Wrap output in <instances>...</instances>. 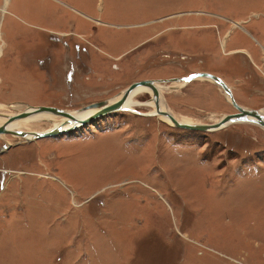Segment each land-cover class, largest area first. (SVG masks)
I'll use <instances>...</instances> for the list:
<instances>
[{"label": "rangeland", "instance_id": "374dc122", "mask_svg": "<svg viewBox=\"0 0 264 264\" xmlns=\"http://www.w3.org/2000/svg\"><path fill=\"white\" fill-rule=\"evenodd\" d=\"M202 72L264 114V0H0L1 117ZM214 83L161 84V101L216 123L237 109ZM152 97L60 135H0V264H264V128L175 127Z\"/></svg>", "mask_w": 264, "mask_h": 264}, {"label": "water", "instance_id": "95a60500", "mask_svg": "<svg viewBox=\"0 0 264 264\" xmlns=\"http://www.w3.org/2000/svg\"><path fill=\"white\" fill-rule=\"evenodd\" d=\"M197 78H208L214 81L216 84H218L220 87H222L227 95H229L231 99V103L233 106L237 109V113L235 114H228L219 119L218 122L212 123V124H189L180 122L179 119H177L170 111L162 110L160 107V98H161V92L157 87V83H168V82H189L193 79ZM145 86L150 88L153 91V97L155 99V104L157 108V115L167 117L170 122L175 126L179 128H185V129H191V130H200V131H216L221 129L227 124L230 123H237V122H249V123H255L257 125H260L264 128V114H262L258 110L254 109H244L241 106H239L233 97V94L231 93V89L227 86L226 82L213 74H210L208 72H202V73H195L190 76H186L183 78H175L170 80H142L132 83L130 86H128L124 91H122L117 97H120V99L113 103L112 105H107L106 100L95 102L92 104H89L85 107H83L80 110H88L91 108H102L99 112H97L95 115H92L88 117L87 119L80 122V125H84L100 116L106 113L114 112V111H120L124 110V104L132 94V92L140 87ZM52 113L59 116H66L69 118H74V115L71 113V111L63 110L61 108H56L53 106H37L33 107L32 110L26 109L25 111H22L18 114H15L13 116H8V122L6 124L12 123L15 120L23 119L28 116H31L32 114L36 113ZM0 126V135L1 134H13L18 137H24L28 138L29 141L37 139V138H43V137H50V136H56L59 134H62L63 131L60 128H54L52 130L46 131V132H25V131H10L7 128V125Z\"/></svg>", "mask_w": 264, "mask_h": 264}, {"label": "bare ground", "instance_id": "6f19581e", "mask_svg": "<svg viewBox=\"0 0 264 264\" xmlns=\"http://www.w3.org/2000/svg\"><path fill=\"white\" fill-rule=\"evenodd\" d=\"M198 80L200 79H206V80H210L212 81L211 79H208V78H197ZM197 79H194V80H197ZM194 80H191V81H194ZM214 83V81H212ZM171 83H177V84H180V86L178 85H175L176 87H182V86H185L188 84V82H171ZM190 83V81H189ZM161 84H168V83H161ZM161 84L160 83H157V87L158 89L160 90V92L164 89L161 87ZM215 84V83H214ZM165 86V85H164ZM228 86V85H227ZM176 87H174L173 89H177ZM229 87V86H228ZM221 88V87H220ZM230 88V87H229ZM222 89V88H221ZM223 90V89H222ZM224 91V90H223ZM143 93H150L153 95V91L148 88V87H145V86H140L138 88H136L132 94L130 95V97L128 98V100L126 101V103L124 104V110H120V111H135L133 110V108L131 107H134V106H137V105H146L145 103H141V102H138L137 100V97L140 95V94H143ZM225 93V92H224ZM231 93L233 94L232 90H231ZM227 99L231 102V99L229 97V95L225 94ZM234 97V95H233ZM235 98V97H234ZM120 99V97H117V99H114V100H111V101H108L107 102V105H112L113 103L117 102L118 100ZM235 100V99H234ZM236 102V100H235ZM237 103V102H236ZM232 104V103H231ZM238 104V103H237ZM233 105V104H232ZM239 105V104H238ZM148 106H152L155 111H153L151 115H157V108H156V104H155V99L153 98V100L149 103ZM240 106V105H239ZM160 107L162 110H166L168 111V109L166 108V106L163 104V102L161 101V98H160ZM243 108V107H242ZM33 108H29V110H32ZM102 108H91V109H88V110H80L77 111V112H71L73 115H74V118H69V117H66V116H59V115H56V114H52V113H46V112H41V113H36V114H32L31 116H28L26 118H23V119H19V120H15L13 121L12 123H9V124H6L8 122V118H4V117H1L0 116V126L2 125H7V128L10 130V131H26V132H46L48 130H52L54 128H60L62 129V131H66L68 129H73V128H76V127H79L80 126V122L87 119L88 117L92 116V115H95L97 112H99ZM245 109V108H244ZM248 110V109H247ZM120 111H114V112H110V113H106V114H103L102 116L100 117H103L105 115H108V114H112V113H116V112H120ZM15 114H18V113H12L11 115H15ZM9 115V114H8ZM160 116V115H158ZM162 119L166 120L167 122H170V120L167 118V117H164V116H160ZM169 120V121H168ZM182 122V121H180ZM184 122V121H183ZM47 123H50L52 127H50L48 130H43V129H40L38 130V128H41V127H44ZM171 123V122H170ZM185 123V122H184ZM239 123H248V122H237V123H230V124H227L225 125L224 127H222L221 129L219 130H222L224 128H226L227 126L229 125H232V124H239ZM172 124V123H171ZM189 124H192V123H189ZM258 126V125H257ZM43 130V131H42ZM72 131V130H71ZM218 131V130H216ZM213 132V131H212ZM7 135V134H6ZM13 135V134H11ZM60 135V134H59ZM15 136V135H13ZM18 137V136H17ZM30 137V136H29ZM26 138V139H29ZM0 138H8V136L6 137H1ZM24 138V137H22ZM31 138V137H30Z\"/></svg>", "mask_w": 264, "mask_h": 264}, {"label": "crops", "instance_id": "0c3cea01", "mask_svg": "<svg viewBox=\"0 0 264 264\" xmlns=\"http://www.w3.org/2000/svg\"><path fill=\"white\" fill-rule=\"evenodd\" d=\"M168 88H169V87H168ZM232 91H233V94H234V93H235L234 90H232ZM245 109H246V108H245ZM177 114H178V113H177ZM233 114H234V113H233ZM178 115H179V114H178Z\"/></svg>", "mask_w": 264, "mask_h": 264}, {"label": "flooded vegetation", "instance_id": "af4514ba", "mask_svg": "<svg viewBox=\"0 0 264 264\" xmlns=\"http://www.w3.org/2000/svg\"><path fill=\"white\" fill-rule=\"evenodd\" d=\"M68 46H69V45H68ZM70 46H71V45H70ZM236 111H237V110H236ZM237 112H238V111H237ZM237 112H236V113H237ZM77 128H78V127H77ZM28 141H29V140H28Z\"/></svg>", "mask_w": 264, "mask_h": 264}]
</instances>
